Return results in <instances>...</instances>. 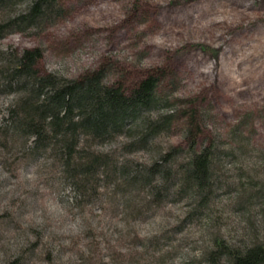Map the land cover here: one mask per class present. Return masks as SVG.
Wrapping results in <instances>:
<instances>
[{
	"label": "rangeland",
	"instance_id": "374dc122",
	"mask_svg": "<svg viewBox=\"0 0 264 264\" xmlns=\"http://www.w3.org/2000/svg\"><path fill=\"white\" fill-rule=\"evenodd\" d=\"M65 7L67 17L44 33L9 35L0 49L40 48L41 73L72 79L105 66L108 83L129 89L167 67L174 72L167 82H178L174 108L182 113L196 99L193 128L224 147L242 146L224 167L227 182L246 171L264 180V0H66ZM12 100L0 96V121ZM126 142L97 150L121 156ZM158 143L185 144L182 133ZM127 157L150 163L154 152ZM59 179L51 160L25 162L0 146V264H183L216 236L239 248L264 242V199L240 211L236 186L219 191L213 222L184 224L187 202L135 219L111 195L77 207Z\"/></svg>",
	"mask_w": 264,
	"mask_h": 264
},
{
	"label": "trees",
	"instance_id": "16d2710c",
	"mask_svg": "<svg viewBox=\"0 0 264 264\" xmlns=\"http://www.w3.org/2000/svg\"><path fill=\"white\" fill-rule=\"evenodd\" d=\"M65 2L0 0V40L16 33H44L67 17ZM42 57L40 48L0 49V96L13 97L0 121V146L25 162L51 160L77 207L111 195L125 215L138 219L187 202V224L213 222L220 190L237 187L240 211L264 199V180L247 171L238 182H227L224 167L239 159L242 146L224 147L193 128L199 115L196 99L187 101L182 113L174 108L173 101H180L178 82H167L174 73L167 67L153 70L129 89L108 83L105 66L74 79L41 73L37 65ZM176 133L183 134L184 145L160 148V139ZM122 137L128 142L121 156L97 150ZM138 151L154 152L153 160L142 163L127 157ZM149 244L159 248L160 237ZM212 245L199 259L183 264H264V242L239 248L216 236Z\"/></svg>",
	"mask_w": 264,
	"mask_h": 264
}]
</instances>
